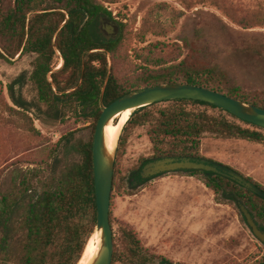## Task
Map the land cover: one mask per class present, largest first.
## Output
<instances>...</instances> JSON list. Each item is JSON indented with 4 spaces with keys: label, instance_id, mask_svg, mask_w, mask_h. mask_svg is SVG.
I'll list each match as a JSON object with an SVG mask.
<instances>
[{
    "label": "trees",
    "instance_id": "trees-1",
    "mask_svg": "<svg viewBox=\"0 0 264 264\" xmlns=\"http://www.w3.org/2000/svg\"><path fill=\"white\" fill-rule=\"evenodd\" d=\"M6 2L0 0V58L12 63L18 56L34 54L31 79L37 88L38 101L46 108L45 115L55 121L74 118L90 123L91 134L88 141H79L70 147L71 152L79 155V161L66 164L62 169L56 164L54 170L49 171L40 166L15 172L14 188L1 194L0 199V264H78L82 259L96 228L93 141L102 114L100 96L109 74V55L112 69L104 92L105 106L140 88L181 83L212 89L264 108V91L244 92L227 72L217 65L198 62L193 52L184 55L179 45L156 42L136 50L132 58L126 46V24L117 22L113 13L97 0ZM199 3L218 8L243 29L255 27L250 19L236 15L234 9L217 0H199ZM150 16H155V12L150 11ZM102 17L119 24L117 39L107 40L101 34ZM168 32L159 19L146 20L141 28V43H146L149 34L164 37ZM61 59L64 64L55 71ZM134 60L138 64H134ZM8 88L11 93L15 91L14 85ZM12 95L13 103L28 112L27 103ZM216 110L221 115H215ZM140 126H149L156 152L154 158L145 160L140 169L129 175L130 185L134 187L132 178L143 186L168 174L141 180L139 172L153 160L164 157L205 159L200 155L205 134L264 144L263 128L193 100L164 101L140 108L126 124L120 142L126 141L132 128ZM33 131L36 132L34 128ZM72 138L73 133H70L62 140L71 142ZM209 162L233 171L221 163ZM116 170L117 161L113 191ZM174 173L199 177L214 193L217 203L237 205L241 202L264 229V187L246 178L261 190L262 194L258 195L219 174ZM241 216L245 221L242 213ZM128 238L130 246L124 253L126 264H147L151 258L155 259L140 246L135 235L129 234ZM120 259L114 240L112 264ZM256 264H264V260Z\"/></svg>",
    "mask_w": 264,
    "mask_h": 264
},
{
    "label": "rangeland",
    "instance_id": "rangeland-1",
    "mask_svg": "<svg viewBox=\"0 0 264 264\" xmlns=\"http://www.w3.org/2000/svg\"><path fill=\"white\" fill-rule=\"evenodd\" d=\"M217 1L234 9L236 15L250 19L255 27L243 29L218 8L199 0H97L113 13L117 22L126 24V46L132 58L136 50L156 42L179 45L184 55L193 52L198 62L217 65L227 72L244 92L261 93L264 0ZM150 11L155 16H150ZM156 18L169 32L164 37L149 34L146 43H141L144 22ZM35 60L34 54L18 56L12 63L0 58V199L1 194L14 188L15 172L40 166L49 171L56 164L62 169L79 161V155L70 147L88 141L91 134L90 123L74 118L55 121L45 115L46 108L38 101L31 79ZM11 85L15 86L13 93L8 88ZM12 94L27 103L28 112L13 103ZM70 133L71 142L62 140ZM122 142L116 151L110 213L121 255L115 264H126L129 234L135 235L140 246L155 256L147 264H163L161 260L175 264H256L264 260V243L251 232L238 204L217 203L214 193L199 177L168 173L143 186L130 185L131 172L155 157L149 126L132 128ZM200 155L264 187V144L205 134ZM93 238L96 245V235Z\"/></svg>",
    "mask_w": 264,
    "mask_h": 264
},
{
    "label": "water",
    "instance_id": "water-1",
    "mask_svg": "<svg viewBox=\"0 0 264 264\" xmlns=\"http://www.w3.org/2000/svg\"><path fill=\"white\" fill-rule=\"evenodd\" d=\"M100 32L107 40L117 39L120 26L117 22L106 17L100 19ZM109 74L100 96L102 114L98 120L93 141V170L96 196V228L94 235L98 239V249L91 264H112L114 254V238L111 226V197L114 183V170L116 163V151L123 130L133 113L143 107L156 103L172 100H193L204 102L220 108L238 119L256 125L264 129V108L255 106L241 100L234 99L224 93L191 84H161L148 86L123 95L109 106L104 105V92L111 74L112 59L109 55ZM64 64L61 59L59 70ZM55 70V71H57ZM127 111L131 112L128 121L121 127L116 144L113 148L108 145L106 128L115 122L116 117ZM177 171H204L219 174L225 178L236 181L246 189L261 195L262 192L251 182L242 178L239 174L225 169L218 164H212L207 159L194 161L189 158L164 157L147 163L142 169V178L149 179L164 173ZM238 207L247 226L253 235L264 243V231L259 228L249 210L241 202ZM79 264V263H78Z\"/></svg>",
    "mask_w": 264,
    "mask_h": 264
},
{
    "label": "bare ground",
    "instance_id": "bare-ground-1",
    "mask_svg": "<svg viewBox=\"0 0 264 264\" xmlns=\"http://www.w3.org/2000/svg\"><path fill=\"white\" fill-rule=\"evenodd\" d=\"M131 112L127 111L123 114H120L116 117L118 120V123H110V125L106 128V138L108 145L113 148L116 144V140L118 138L119 132L121 130V127L128 121L130 118ZM98 240V239H97ZM95 238L91 239L86 251L84 253V256L79 264H91L92 260L97 252L98 249V242L95 245Z\"/></svg>",
    "mask_w": 264,
    "mask_h": 264
},
{
    "label": "flooded vegetation",
    "instance_id": "flooded-vegetation-1",
    "mask_svg": "<svg viewBox=\"0 0 264 264\" xmlns=\"http://www.w3.org/2000/svg\"><path fill=\"white\" fill-rule=\"evenodd\" d=\"M99 27H100V25H99ZM142 169H143V168H142ZM141 173H142V170L139 172V174H140V175H139V176H140V179H141V180H145V179L142 178ZM131 180L134 182V185H136V186L139 185V181H138V180H135L134 178H132ZM111 226H112V224H111ZM112 230H113V228H112ZM113 238H114V232H113ZM162 263H163V264H175V263L165 262V261L162 262Z\"/></svg>",
    "mask_w": 264,
    "mask_h": 264
}]
</instances>
